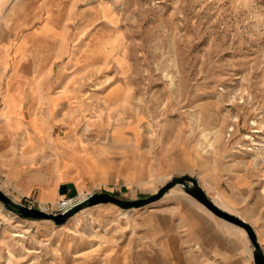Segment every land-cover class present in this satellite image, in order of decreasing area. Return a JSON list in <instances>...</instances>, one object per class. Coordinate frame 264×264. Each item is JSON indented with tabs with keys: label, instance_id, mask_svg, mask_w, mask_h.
Returning a JSON list of instances; mask_svg holds the SVG:
<instances>
[{
	"label": "rangeland",
	"instance_id": "374dc122",
	"mask_svg": "<svg viewBox=\"0 0 264 264\" xmlns=\"http://www.w3.org/2000/svg\"><path fill=\"white\" fill-rule=\"evenodd\" d=\"M0 153L37 179L47 162L42 203L0 189L52 214L59 199L138 200L189 175L248 205L264 254V0H0ZM192 203L175 185L56 225L0 201V264H254L237 225L215 256L176 247L168 217Z\"/></svg>",
	"mask_w": 264,
	"mask_h": 264
},
{
	"label": "crops",
	"instance_id": "0c3cea01",
	"mask_svg": "<svg viewBox=\"0 0 264 264\" xmlns=\"http://www.w3.org/2000/svg\"><path fill=\"white\" fill-rule=\"evenodd\" d=\"M5 27L9 28L8 23L5 24ZM21 49V46L17 48L19 51H21ZM10 104H13V97L9 98V105ZM50 105V113L52 114L55 109V102L52 101ZM0 159H5V161L0 164V179L4 187H6L7 193H11L13 200L22 202L34 197L39 203H42L41 200L47 199L45 193L48 183L47 162H41L39 171L43 178L37 179V173L31 168L25 167L19 162L6 159L1 153ZM67 182L73 181L70 180ZM61 184L62 188L60 192L63 193L64 183L62 182ZM38 187L40 189H38ZM200 187L202 186L200 185ZM202 189L204 188L202 187ZM57 191L56 189L52 190L51 199L56 198ZM209 199L221 210L249 223V220L243 218L242 215L251 210L248 205L242 204L243 202H241L240 205H235L233 203L229 204L224 197V200L222 199L223 203L221 204L215 202L211 197ZM58 202H60V199ZM263 202L262 199L260 202L262 204H259L261 207L264 205ZM46 204L48 205L50 203L47 202ZM199 204L192 203L191 207H184L181 212L175 214L174 222L171 216L168 217V230L170 232H177L180 229L184 231L183 243L176 244V247L202 248L206 249V252L212 256L217 254L215 253L216 249L233 248L234 234L240 229H238L236 225L217 217L203 205ZM169 240L178 241L181 240V238L178 234L175 236L170 235Z\"/></svg>",
	"mask_w": 264,
	"mask_h": 264
},
{
	"label": "water",
	"instance_id": "95a60500",
	"mask_svg": "<svg viewBox=\"0 0 264 264\" xmlns=\"http://www.w3.org/2000/svg\"><path fill=\"white\" fill-rule=\"evenodd\" d=\"M175 185H182L185 188V191L195 200H197L200 204H202L205 208H207L210 212H212L217 217L237 225L243 228L252 245H253V260L254 264H264V254L261 250V247L257 241L256 234L252 227L241 220L240 218L231 215L219 207H217L205 194V192L199 187L197 180L194 177L189 175H183L181 177L173 178L169 183H167L164 187H162L157 193L151 195L147 198L138 199V200H123L117 198L110 193L101 192L92 194L87 199L82 202L70 207L66 211L58 214L47 213L41 209L29 208L22 204L14 202L11 198H9L3 191L0 189V201L5 205L6 208L16 212L23 218L37 219V220H52L56 225L64 224L68 218L73 216L75 213L80 211L83 208L94 206L97 204H106L112 203L117 205L122 209H130V208H141L148 204H151L157 200H159L167 191H169ZM75 193L74 190H71L70 195Z\"/></svg>",
	"mask_w": 264,
	"mask_h": 264
},
{
	"label": "built area",
	"instance_id": "2783aa9c",
	"mask_svg": "<svg viewBox=\"0 0 264 264\" xmlns=\"http://www.w3.org/2000/svg\"><path fill=\"white\" fill-rule=\"evenodd\" d=\"M33 206H34V201L28 200L27 201V207L33 208ZM71 206H72V203H70V200H61L57 204V210L60 213H62L64 211H66L67 209H69Z\"/></svg>",
	"mask_w": 264,
	"mask_h": 264
}]
</instances>
